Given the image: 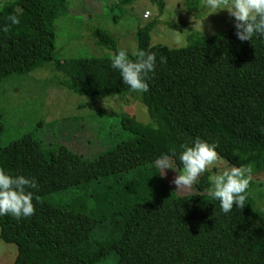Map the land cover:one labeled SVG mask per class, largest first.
Listing matches in <instances>:
<instances>
[{
  "label": "trees",
  "instance_id": "1",
  "mask_svg": "<svg viewBox=\"0 0 264 264\" xmlns=\"http://www.w3.org/2000/svg\"><path fill=\"white\" fill-rule=\"evenodd\" d=\"M153 1L162 13L165 0ZM202 1L184 5L194 10ZM69 8L68 0L0 1V29L7 27L0 31V82L53 62L66 76L60 87L86 99L77 103L79 112L95 96H135L109 57L125 50L134 59L135 51L145 50L156 66L148 92L137 98L151 121L116 113L119 130L104 133L105 143L115 144L87 158L65 144L47 149L32 133L3 145L0 108V169L38 184L30 217L0 216V238L18 247L12 264H264V212L252 211V178L243 206L233 203L223 213L204 193L208 171L178 193L174 170L162 173L155 164L167 155L182 170L180 146L199 137L217 143L218 156L230 165H250L252 176L264 170V39L242 42L232 26L212 36L192 32L182 47L152 44L154 19L138 28L134 51L98 26L92 34L112 54L59 58L56 21ZM9 15L19 23L12 25Z\"/></svg>",
  "mask_w": 264,
  "mask_h": 264
},
{
  "label": "rangeland",
  "instance_id": "2",
  "mask_svg": "<svg viewBox=\"0 0 264 264\" xmlns=\"http://www.w3.org/2000/svg\"><path fill=\"white\" fill-rule=\"evenodd\" d=\"M68 2L70 11L56 21L55 45L59 58L112 54L108 47L98 44L94 38L92 33L98 26L110 32L120 46L131 51L136 49L135 34L138 28L154 19L159 22L153 29L151 43H162L170 47L185 46L188 43L187 37L192 32L212 36L234 26V20L227 10L208 13L209 10L202 6L203 1L198 8L188 10L184 5L185 0H165L166 6L162 13L159 4L153 0ZM146 12L149 14H145ZM64 77L66 76L53 62H48L29 74L9 75L0 82V108L3 110L4 120V132L1 137L3 145L24 134L32 133L47 149L56 144H65L84 157L92 158L99 151L115 144V141L105 143L108 137L104 133L119 130V117L116 113L136 115L145 123L151 121L147 108L137 98L138 95L127 97L129 92L95 96L92 99L93 104L88 106L86 103L85 108L77 112V103L86 99L79 98L77 93L68 87H60L62 83L59 80ZM99 109L106 110L107 115L102 117L97 114ZM50 120L55 122L49 124ZM103 125L105 128L103 133H100V127ZM128 135L124 134L118 141ZM169 164L173 167L171 162ZM230 167L232 165L218 156L217 162L205 171L211 176ZM168 169H164L165 172ZM180 171L174 170L175 174ZM167 177L171 179L170 175ZM171 177V183L174 185L175 176ZM174 187L180 191L178 193L190 188ZM250 187L255 202L252 211L264 212V170L252 176ZM205 192L211 193V185ZM17 254L16 243L5 242L0 238V264H12ZM108 264L111 262L108 261Z\"/></svg>",
  "mask_w": 264,
  "mask_h": 264
},
{
  "label": "clouds",
  "instance_id": "3",
  "mask_svg": "<svg viewBox=\"0 0 264 264\" xmlns=\"http://www.w3.org/2000/svg\"><path fill=\"white\" fill-rule=\"evenodd\" d=\"M203 7L208 13L221 9L227 10L234 20V29L240 41L252 40L254 36L264 39V0H203ZM8 20L12 25L19 23L14 15H9ZM7 31V27L0 29ZM130 59L125 50H118L109 57L110 67L119 72L124 85L131 92L146 93L149 90L148 74L156 66V57L151 52L137 50ZM160 63H164L163 57ZM264 132V129H261ZM178 160L182 170L174 177L173 183L177 189L190 187L206 168L213 166L218 160L216 151L218 144L209 143L199 137L190 143L182 144ZM156 167L160 170L172 168L167 155L157 158ZM175 170V169H174ZM252 167L232 166L209 176L211 183V197L219 202V209L228 213L233 208L242 207L245 192L252 178ZM38 184L35 178L24 175H14L0 169V216L10 215L16 219L30 217L34 212L33 199Z\"/></svg>",
  "mask_w": 264,
  "mask_h": 264
}]
</instances>
